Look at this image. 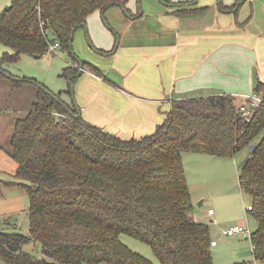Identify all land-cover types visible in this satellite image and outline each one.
<instances>
[{
  "label": "trees",
  "instance_id": "16d2710c",
  "mask_svg": "<svg viewBox=\"0 0 264 264\" xmlns=\"http://www.w3.org/2000/svg\"><path fill=\"white\" fill-rule=\"evenodd\" d=\"M7 1L0 11L5 48L0 74L6 77L8 63L23 54L40 58L50 43L71 53L74 33L90 14L116 5L126 9L128 0ZM243 1L219 7L237 12ZM188 7L189 13L208 9ZM80 63L101 76L97 67L74 57L60 74L68 81L70 104L35 79L10 78L14 88L25 82L36 86L34 98L15 116L8 150L16 162L17 182L10 184L28 194L29 231H1L0 259L6 264H48L46 258L56 264H152L120 240L127 234L149 245L160 264H214L209 227L193 214L182 155L226 158L248 149L238 183L252 200V255L264 261V82L254 75L253 92L262 99L256 107L248 97L186 93L171 102L152 133L124 139L75 117L71 87ZM242 106L251 115L244 116ZM29 242L41 244L40 259L24 250Z\"/></svg>",
  "mask_w": 264,
  "mask_h": 264
},
{
  "label": "crops",
  "instance_id": "0c3cea01",
  "mask_svg": "<svg viewBox=\"0 0 264 264\" xmlns=\"http://www.w3.org/2000/svg\"><path fill=\"white\" fill-rule=\"evenodd\" d=\"M166 2L128 0L127 11L117 5L95 11L76 30L86 62L101 73L86 65L75 82L76 106L85 121L124 139L138 138L152 133L181 95L248 97L254 94V75L264 82V0H244L237 12L219 7L235 0ZM189 4L208 9L189 13ZM87 33L93 51L83 42ZM17 77L6 78L23 79ZM249 201L245 211L252 215Z\"/></svg>",
  "mask_w": 264,
  "mask_h": 264
},
{
  "label": "rangeland",
  "instance_id": "374dc122",
  "mask_svg": "<svg viewBox=\"0 0 264 264\" xmlns=\"http://www.w3.org/2000/svg\"><path fill=\"white\" fill-rule=\"evenodd\" d=\"M7 4V0H0V11ZM80 31L78 30L73 36L71 53L60 48L54 51L48 50L40 58L23 54L17 61L6 65L8 72L14 77L35 79L51 92H60L62 97L63 95L65 98L69 97L71 101L70 95L66 93L68 81L60 74L62 69L74 63V57L79 61L85 60V50L78 39ZM90 40L92 41L87 33L83 42L85 41L89 49L92 48L88 44ZM3 51L5 49L0 44V57ZM14 87L12 80L0 75V232L27 234L29 231V198L23 188L10 184L17 182L14 176L16 162L9 156L8 150L15 116L34 98L36 86L25 82ZM72 87L75 99V83ZM248 151L244 149L226 159L213 155L189 153L182 155V164L193 204V214L197 221L208 225L211 239L217 242L216 247H210L214 264H231L238 261L264 264V261L255 260L252 255L249 235L256 222L252 215L245 211V206L250 202L251 197L245 194L238 184V173ZM200 203L202 205L199 206ZM208 208L213 209L214 215H206ZM239 222L247 226L249 231L247 234L221 235L223 228ZM119 237L130 249L147 258L152 264H160L146 243L127 234H121ZM23 248L38 259L42 257L39 242H29ZM46 260L48 264H56L50 258ZM0 264L6 263L0 259Z\"/></svg>",
  "mask_w": 264,
  "mask_h": 264
},
{
  "label": "built area",
  "instance_id": "2783aa9c",
  "mask_svg": "<svg viewBox=\"0 0 264 264\" xmlns=\"http://www.w3.org/2000/svg\"><path fill=\"white\" fill-rule=\"evenodd\" d=\"M56 49H60L59 43H57V42L56 43H50L48 45V50L54 51ZM248 98L251 99V102H250L251 107H256L262 101L261 97L255 93L248 96ZM241 112L243 113L244 116H249L252 113L250 108H248L247 106H242ZM251 209H252L251 205H248L246 208L247 211H249ZM207 213L212 214L213 210L208 209ZM248 232L249 231H248L247 226L242 225V224H236V225L229 226L225 229H222L221 234L224 236H233V235H237V234H247ZM216 243H217L216 240H212L210 242L211 246H215Z\"/></svg>",
  "mask_w": 264,
  "mask_h": 264
},
{
  "label": "water",
  "instance_id": "95a60500",
  "mask_svg": "<svg viewBox=\"0 0 264 264\" xmlns=\"http://www.w3.org/2000/svg\"><path fill=\"white\" fill-rule=\"evenodd\" d=\"M83 27H84V25H83ZM82 71H83V65L80 63V64H79V72H78V75H80V74L82 73ZM73 93H74V92H73V87H71V95H72V98H73V102H74V104L76 105V101H75V99H74V94H73ZM80 116H81V114H80V110H79L78 107L76 106V115H75V117L78 118V117H80ZM254 147H255V145H254V144H251V145L249 146V149L252 150Z\"/></svg>",
  "mask_w": 264,
  "mask_h": 264
}]
</instances>
